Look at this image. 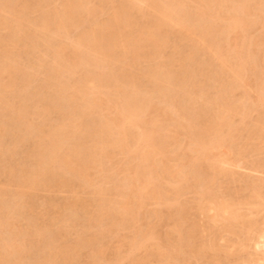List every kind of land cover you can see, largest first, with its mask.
Segmentation results:
<instances>
[{
  "label": "bare ground",
  "instance_id": "6f19581e",
  "mask_svg": "<svg viewBox=\"0 0 264 264\" xmlns=\"http://www.w3.org/2000/svg\"><path fill=\"white\" fill-rule=\"evenodd\" d=\"M171 260L264 264V0H0V264Z\"/></svg>",
  "mask_w": 264,
  "mask_h": 264
},
{
  "label": "rangeland",
  "instance_id": "374dc122",
  "mask_svg": "<svg viewBox=\"0 0 264 264\" xmlns=\"http://www.w3.org/2000/svg\"><path fill=\"white\" fill-rule=\"evenodd\" d=\"M252 30V31H251ZM254 31V32H253ZM256 31V32H255ZM250 32L252 33V35H253V33L254 34H258L259 32H261V31H259L258 29L256 30V29H250L249 30V34H250ZM255 115V114H254ZM236 172H238L237 170H236ZM238 173H240L241 174V172H238ZM255 174V173H254ZM256 175H258V174H255V175H251L253 178H256L257 176ZM255 176V177H254ZM234 185H236V183H234ZM217 186V185H216ZM213 189H215V187L213 186ZM212 189V192H214V194L216 193L214 190ZM60 196H61V194H60ZM191 204H193V202H191ZM203 219H202V218ZM198 220H199V222L200 223H206V221H207V218L206 217H204V216H198ZM206 234V231H201V235L202 236H204ZM219 242H221V241H219ZM172 261H174L175 262V260H171L170 262H168L169 264H171V262ZM174 262H172V264L174 263ZM197 263H199V264H201V262H199V261H195V260H192L191 261V264H197Z\"/></svg>",
  "mask_w": 264,
  "mask_h": 264
}]
</instances>
